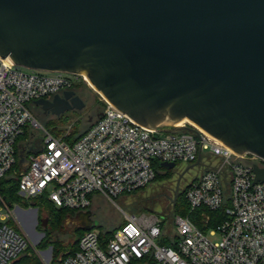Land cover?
Returning a JSON list of instances; mask_svg holds the SVG:
<instances>
[{
    "label": "water",
    "instance_id": "obj_1",
    "mask_svg": "<svg viewBox=\"0 0 264 264\" xmlns=\"http://www.w3.org/2000/svg\"><path fill=\"white\" fill-rule=\"evenodd\" d=\"M0 57L85 75L141 126L188 122L264 160V0H0ZM34 105L57 118L85 107L71 91ZM254 171L264 182V169ZM27 213L34 233L37 211ZM82 214L84 229L95 228L91 211Z\"/></svg>",
    "mask_w": 264,
    "mask_h": 264
},
{
    "label": "built area",
    "instance_id": "obj_2",
    "mask_svg": "<svg viewBox=\"0 0 264 264\" xmlns=\"http://www.w3.org/2000/svg\"><path fill=\"white\" fill-rule=\"evenodd\" d=\"M84 84L89 81L82 74L32 71L0 57V181L16 177L22 199L43 196L82 213L96 195L114 202L146 188L156 179L157 163H174L173 171L185 163L202 168L185 187L191 211L225 208L226 218L203 231L189 217L176 216L169 234L163 217L125 214L110 240L100 229L86 230L74 251L54 262L51 249L43 264H264V182L255 183L254 171L264 169V160L239 155L188 122L148 129L107 101L96 124L69 144L43 129L29 104ZM27 129H42L44 138L23 166L17 145ZM14 205L0 192V264H13L29 247ZM209 221L202 216L204 225Z\"/></svg>",
    "mask_w": 264,
    "mask_h": 264
},
{
    "label": "rangeland",
    "instance_id": "obj_3",
    "mask_svg": "<svg viewBox=\"0 0 264 264\" xmlns=\"http://www.w3.org/2000/svg\"><path fill=\"white\" fill-rule=\"evenodd\" d=\"M79 93L90 95V102L94 104L93 107L87 105L80 111L67 112L59 119L52 114H45L42 109H37L33 103L29 104V109L43 129L49 131L55 137L63 138L64 140L70 138L71 140L85 132L90 124L96 121L98 113L103 112L106 107V100L92 88L83 87L79 90ZM181 124L188 123L183 122ZM43 138L42 129H27L26 136L19 142V152L24 151L33 153L36 149H39L40 146L38 145V141L43 140ZM208 162L209 160L205 159V163ZM188 168L189 170L185 173L180 188H176L175 181L177 175L179 172L183 173ZM201 169L202 168L199 166L191 167L185 163H179L177 169L169 178L156 180L138 193L121 196L114 199V202L100 195L94 196L90 211L92 213V220L95 228L102 229L104 232L114 233L124 224L125 214L130 216L153 215L165 219L167 232L171 234L173 232L175 217L178 216L174 212V203L177 194L184 190L195 178L201 175ZM161 172L166 173L167 170L163 169ZM13 208L14 211H16V209L21 211L28 209L20 204H15ZM31 208L30 211H37V224L34 233H32L33 231L31 230L32 226H30V223L21 221L17 211L14 213L17 228L25 235L29 243V247L19 260L25 256L34 255L39 259L40 263L38 264H43V259L47 252L52 249L54 262H57L62 255L73 249V245L78 236L75 232V224L80 223V220L75 216H68L65 218L61 230L56 229L54 239L57 238L59 241H63L62 249L56 253V250L54 251L53 247L50 245L47 247H40V243L48 236V229H53V227L48 223L49 220L46 213H41L37 208ZM42 222H44V224L47 222L46 230L42 227ZM39 240L40 242L36 244Z\"/></svg>",
    "mask_w": 264,
    "mask_h": 264
},
{
    "label": "trees",
    "instance_id": "obj_4",
    "mask_svg": "<svg viewBox=\"0 0 264 264\" xmlns=\"http://www.w3.org/2000/svg\"><path fill=\"white\" fill-rule=\"evenodd\" d=\"M83 87L90 88L87 84H84L81 86H75L73 88V91H76L77 93H79V90ZM35 107L37 109H41L40 107H38L36 105H35ZM100 113L101 112H99L98 114H100ZM98 120L99 119L97 118L94 123L92 122L90 124V126L88 127V129L85 132H83L82 134H80L79 136H77L76 138H73L71 140L69 138V139H66L65 141L69 144L75 143L85 133H87L88 130L94 124H96V122ZM25 136L21 137L18 140V145H19L20 140L22 138H24ZM18 145H17V151H18V156L20 158V152H19ZM18 168H19V164L16 166V169H18ZM163 169H165V168L161 167V163H159V164L157 163V167H156L157 175H156L155 181L156 180H164L166 178H169L172 175V173L174 172L173 170L165 169V170H167V172L162 173L161 170H163ZM144 189H142V190H144ZM142 190H139V191L134 192V193L126 194V195H132V194L138 193ZM186 191H187V188H184V190L179 192L177 194V197H176V200L174 203V212L178 216L189 217L203 231L206 229H209V228H213L216 225H218L220 222L225 220V218H226L225 208L220 210V211H216V212H210V211H207L204 209L192 212L190 207H189V204L186 200ZM0 192L5 198H8L9 201L14 203V204H20L26 208H30V207L37 208V209H39V211L41 213H46L48 220H49L48 223L52 225L53 229H48V236L44 239V241H42V243H40V247H47L50 245L53 247L54 251L56 250V253H58L60 251V249H62L63 241H59L57 238L54 239L55 231H56V229L61 230L66 217H68V216L77 217L79 212L64 209V208H57L52 202H50L47 198H45L43 196L31 199V200L22 199L18 195V179L16 177H6V178L2 179L0 181ZM126 195H123V196H126ZM90 209L88 211H90ZM203 215H207L210 217V221L208 222L207 225H204V223L202 222V216ZM46 223L43 224V222H42V227L44 228V230H46ZM85 231H86L85 229H80V228L75 229V232L78 234V236L75 240V243L73 245V249L71 251H74L77 248L78 241ZM101 232H102L103 237L107 240H110L114 234L111 232H104V231H102V229H101ZM162 243L166 246H172V243L169 240H164V241H162ZM21 256L22 255H20L19 258ZM19 258L17 260H15L13 262V264H38V263H40L39 259L34 255L25 256V257L21 258L20 260H19Z\"/></svg>",
    "mask_w": 264,
    "mask_h": 264
},
{
    "label": "flooded vegetation",
    "instance_id": "obj_5",
    "mask_svg": "<svg viewBox=\"0 0 264 264\" xmlns=\"http://www.w3.org/2000/svg\"><path fill=\"white\" fill-rule=\"evenodd\" d=\"M65 92H69V91H62V92H60V93H58V95H60L61 97H63V95H64V93ZM71 92H74L75 93V95L77 96V97H79L83 102H84V104H85V107L87 106V105H90V106H92L93 107V105L94 104H92L90 101H91V96L90 95H82V94H79V93H77L76 91H71ZM84 107V108H85ZM74 111H78V110H73V111H70V112H74ZM102 113V112H101ZM100 113V114H101ZM100 114H98V115H100ZM98 115H97V117H98ZM189 166H191V165H189ZM183 173L182 172H179V174L177 175V179H176V188H180V185H181V183H182V181H183V178H184V176H185V174L183 175ZM178 192V191H177ZM32 208L30 207V208H28V209H26V211H30ZM82 213H85V212H82ZM19 216V215H18ZM86 221H82V222H80V223H77V224H75V229H84V227L86 226ZM33 225V222H32V220H31V222H30V226H32ZM30 228V227H29Z\"/></svg>",
    "mask_w": 264,
    "mask_h": 264
},
{
    "label": "bare ground",
    "instance_id": "obj_6",
    "mask_svg": "<svg viewBox=\"0 0 264 264\" xmlns=\"http://www.w3.org/2000/svg\"><path fill=\"white\" fill-rule=\"evenodd\" d=\"M86 78H87V77H86ZM87 80H88V79H87ZM89 87L92 88L93 90H95L94 87L91 85L90 82H89ZM95 91H96V90H95ZM182 123H183V122H182ZM180 124H181V123H180ZM19 218L21 219V221H26V222L30 223V215H29L28 213L20 215Z\"/></svg>",
    "mask_w": 264,
    "mask_h": 264
},
{
    "label": "crops",
    "instance_id": "obj_7",
    "mask_svg": "<svg viewBox=\"0 0 264 264\" xmlns=\"http://www.w3.org/2000/svg\"><path fill=\"white\" fill-rule=\"evenodd\" d=\"M87 212V211H86ZM18 215H21V214H26V213H23V212H18L17 213ZM79 215L77 216V218L80 220V222H82V221H87L88 219H87V217L84 215V214H82V213H78Z\"/></svg>",
    "mask_w": 264,
    "mask_h": 264
}]
</instances>
